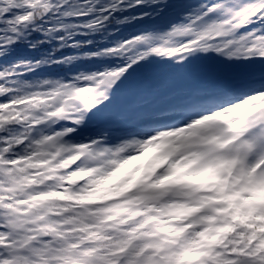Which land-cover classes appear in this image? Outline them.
Segmentation results:
<instances>
[{
	"label": "snow or ice",
	"instance_id": "6c2138e0",
	"mask_svg": "<svg viewBox=\"0 0 264 264\" xmlns=\"http://www.w3.org/2000/svg\"><path fill=\"white\" fill-rule=\"evenodd\" d=\"M85 87L87 107L72 95ZM0 106H19L0 115V264H164L142 225L80 222L35 162L57 133L112 149L176 135L264 170V0H0ZM185 258L264 264V232L168 264Z\"/></svg>",
	"mask_w": 264,
	"mask_h": 264
},
{
	"label": "clouds",
	"instance_id": "9594fccd",
	"mask_svg": "<svg viewBox=\"0 0 264 264\" xmlns=\"http://www.w3.org/2000/svg\"><path fill=\"white\" fill-rule=\"evenodd\" d=\"M72 95L85 107L94 97L87 87ZM43 106L39 100L23 102L20 112L32 114ZM0 107V115H10L19 106ZM60 111H70L67 101ZM64 137L57 133L46 142L35 162L41 173L36 183L62 187L64 203L81 209L80 222L115 226L117 220L106 217L116 216L142 225L151 234L147 238L161 245L158 261L164 264L185 245L208 250L253 229L264 232V170L258 164L246 174L231 145L171 135L150 138L147 147L129 142L112 149ZM114 204L119 211H103Z\"/></svg>",
	"mask_w": 264,
	"mask_h": 264
}]
</instances>
